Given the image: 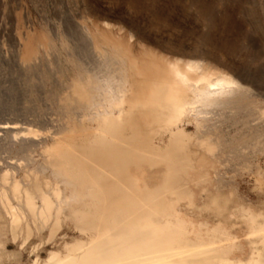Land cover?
Masks as SVG:
<instances>
[{"label":"bare ground","instance_id":"bare-ground-1","mask_svg":"<svg viewBox=\"0 0 264 264\" xmlns=\"http://www.w3.org/2000/svg\"><path fill=\"white\" fill-rule=\"evenodd\" d=\"M153 56L75 62L57 127L14 136L11 152L41 158L0 162V264H264V204L235 176L264 192L262 76L208 52Z\"/></svg>","mask_w":264,"mask_h":264},{"label":"rangeland","instance_id":"rangeland-1","mask_svg":"<svg viewBox=\"0 0 264 264\" xmlns=\"http://www.w3.org/2000/svg\"><path fill=\"white\" fill-rule=\"evenodd\" d=\"M89 30L97 39L96 51H88ZM107 46L128 63L139 60L142 67L156 63L154 54L176 58L208 52L264 80V0H0L2 164L41 158L36 145L30 146L27 158L11 152L14 136L54 130L60 104L72 101L64 90L75 77V62L90 65ZM24 57L32 63L24 64ZM7 128L14 129L6 134ZM260 163L264 169V157ZM235 176L243 199L264 204V192H256L253 175ZM65 234L68 241L78 236L68 229ZM16 251L11 244L10 252ZM23 260L25 264L28 254Z\"/></svg>","mask_w":264,"mask_h":264}]
</instances>
